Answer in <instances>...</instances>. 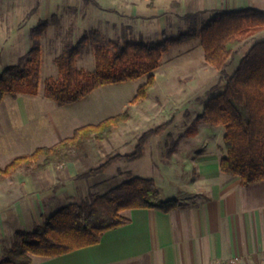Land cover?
<instances>
[{"label": "trees", "instance_id": "trees-1", "mask_svg": "<svg viewBox=\"0 0 264 264\" xmlns=\"http://www.w3.org/2000/svg\"><path fill=\"white\" fill-rule=\"evenodd\" d=\"M87 1L97 5L94 0ZM174 3L178 4L177 1ZM203 12L196 10L180 15L187 26L176 35L168 36L162 31L161 38L155 41L116 39L108 41V45H95V67L91 72L78 67L77 58L90 40H98L100 32L96 28L84 31L76 41H66L53 58L57 79L45 80L44 96L58 105H66L80 100L101 85L126 82L146 74L145 82L139 85L130 100L135 103L147 96L154 83L153 71L160 65L162 55L171 46L199 38L204 61L219 71L218 80L224 78L225 86L207 99L186 135H196L200 122L212 127L222 125L225 154L219 160L220 170L238 176L242 185L264 179V40L250 44L230 75L225 69L236 48L264 29V10L254 7L215 9L205 20L201 18ZM51 17L57 21L55 14ZM48 25L49 20L42 18L30 27L27 51L18 57L17 62L0 70V101L5 96L38 93L40 40ZM67 34L71 35L70 29ZM128 117L127 110L106 116L96 123L74 128L70 136L50 146H38L30 153L15 155L0 167V179L12 175L20 167L40 171L51 163L61 162L63 157L78 156L86 140L107 139ZM169 124L170 121H165L141 132L132 152L110 155L98 165L81 171L77 177H95L117 161L140 158L147 141L164 132ZM175 206V199L161 197L153 178L134 176L127 171L125 179L106 191L90 193L79 201L58 207L40 224H34L31 230L16 229L9 246L2 249L0 264H31L33 256H55L94 244L104 231L130 221L124 214L128 209L169 211Z\"/></svg>", "mask_w": 264, "mask_h": 264}, {"label": "rangeland", "instance_id": "rangeland-1", "mask_svg": "<svg viewBox=\"0 0 264 264\" xmlns=\"http://www.w3.org/2000/svg\"><path fill=\"white\" fill-rule=\"evenodd\" d=\"M100 1L95 5L87 0H0V70L5 65L17 62L18 57L27 51L30 45L28 36L30 27L39 19L49 20L48 28L40 40L41 67L37 98H26L29 96L22 94L23 103H18L17 100H12V97L5 96L0 104L2 116L11 110L16 114L21 113L20 106L22 104L24 106L25 102L30 104V110H36L40 104L39 100L50 101L53 115L61 122L62 129L64 128L61 137L71 134L72 128L80 122L78 114L91 109L95 102L106 104L107 101H121V104H126L123 110L110 109L104 116L124 110H127L130 116L126 122L116 127L107 139H88L80 155L63 157L62 161L57 163V169L61 172L58 186L62 183L63 188L62 190L58 188L55 208L68 202L79 201L90 193L106 191L125 179L127 171L134 176L160 179L163 174L156 166L158 163L166 160L196 159V155L211 154L202 148L204 144L209 143V149L214 150L219 157L225 154L221 132L212 134L203 131L195 137L185 135L207 99L221 92L225 86L224 78L218 80L219 71L204 61L202 47L199 44L198 48L196 44L199 38L188 39L180 45L171 46L162 55L160 65L153 71L154 83L148 89L147 96L135 103H129V100L139 85L145 82L146 74L124 83L101 85L82 101L66 105H58L44 96L45 80L57 79V67L53 58L60 53L66 41H76L84 31L91 28L99 30L98 40L96 42L90 40L77 58V66L91 72L95 67V45H108V41L116 39L129 41L141 38L145 41H155L158 34L154 31L155 20L163 16L166 19L165 34L176 35L187 26L186 21L180 19V14L196 11L193 3L189 5V2L184 0H159L155 7L152 6L154 0H150V5L146 6L141 4L140 0H134L136 5L128 8L122 5V0ZM174 1H179V5H175ZM213 10L215 9H205L201 18L205 20L212 15ZM53 14L57 16L56 22L52 20ZM69 29L70 36L67 34ZM257 40H264V35L258 33L250 36L245 43L252 44ZM242 55L243 48L239 46L225 68L227 72L232 63ZM165 121H170V124L164 132L152 136L147 141L140 158L113 163L95 177L99 182L92 186H88V179L77 177L81 171L98 165L110 155L132 152L141 132ZM200 123L197 129L199 127L202 130L215 129L205 122ZM219 129L224 127L219 125ZM15 130L19 132V129ZM61 137H56L55 140ZM48 142L50 143H47V146L53 141ZM188 146L192 147L187 148ZM195 147L198 149L197 153ZM31 150L27 145L19 150L9 148L6 151V158L20 153L27 154ZM193 152L195 157H191L194 155ZM20 169L27 173L31 172L30 169L23 167Z\"/></svg>", "mask_w": 264, "mask_h": 264}, {"label": "crops", "instance_id": "crops-1", "mask_svg": "<svg viewBox=\"0 0 264 264\" xmlns=\"http://www.w3.org/2000/svg\"><path fill=\"white\" fill-rule=\"evenodd\" d=\"M94 1L97 3L99 0ZM157 1L154 0L152 6L155 7ZM184 1L189 2V5L193 3L196 10L243 7L264 10V0ZM122 2L127 8L136 5L134 0ZM140 2L146 6L151 1ZM163 17L155 20L154 31L158 32L156 40L161 38L162 31L166 29V19ZM258 33L264 35V29L253 35ZM196 44L199 48V41ZM241 45L244 54L250 44L242 42ZM240 58L232 63L227 72L229 75L238 66ZM21 96L18 94L12 100L23 103ZM23 96L37 98L36 94ZM2 102L3 99L0 104ZM39 102L41 106L38 105L36 110H30V104L25 102L24 106H20L19 114L12 110L7 115L0 114V167L13 157L6 158L9 148L19 150L27 145L32 152L38 146H47L50 143L48 141H53L48 144L50 146L67 137H61L64 128L51 111L52 103L44 100ZM94 104L91 109L78 114L80 122L72 131L78 126L98 122L106 117L104 115L110 109L123 110L126 107L121 101ZM214 128L202 130L199 127L196 135H185L195 137L203 131L212 134L221 132L223 135L224 129H219V126ZM56 137L61 138L55 140ZM208 144L202 148L211 154H199L196 159L166 160L156 165L162 170L163 177L153 179L163 199L176 200L174 208L169 211L156 208L128 209L124 214L130 221L104 231L98 242L60 255L33 256L31 264H212L232 257L238 258L243 264H264V179L249 185L240 184L238 176L220 170V157L209 149ZM195 152H198L196 147ZM195 152L191 157H195ZM20 168L0 179V257L2 249L9 246L16 229L31 230L34 224H40L45 216L57 209L58 188H63L62 183L58 186L61 172L57 169V163L29 173ZM95 177L88 178V186L99 182Z\"/></svg>", "mask_w": 264, "mask_h": 264}, {"label": "built area", "instance_id": "built-area-1", "mask_svg": "<svg viewBox=\"0 0 264 264\" xmlns=\"http://www.w3.org/2000/svg\"><path fill=\"white\" fill-rule=\"evenodd\" d=\"M212 264H243V263H241V262L238 260V258H236V257H232V258H230V259H228V260H226V261H223V262L216 261V262H214V263H212Z\"/></svg>", "mask_w": 264, "mask_h": 264}]
</instances>
